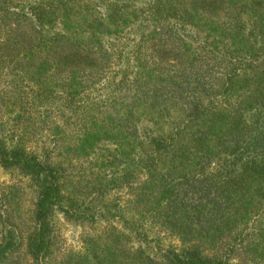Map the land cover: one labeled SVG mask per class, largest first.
Masks as SVG:
<instances>
[{"label":"trees","instance_id":"16d2710c","mask_svg":"<svg viewBox=\"0 0 264 264\" xmlns=\"http://www.w3.org/2000/svg\"><path fill=\"white\" fill-rule=\"evenodd\" d=\"M0 81V264H264V0H0Z\"/></svg>","mask_w":264,"mask_h":264},{"label":"rangeland","instance_id":"374dc122","mask_svg":"<svg viewBox=\"0 0 264 264\" xmlns=\"http://www.w3.org/2000/svg\"><path fill=\"white\" fill-rule=\"evenodd\" d=\"M0 83H3L0 81ZM8 115V114H7ZM6 114L3 119H7ZM11 174L4 172L0 169V181L9 182L11 179ZM83 227L77 223L66 221L60 218V240L61 244L66 249L79 250L81 248L80 235L83 231ZM162 245L176 244L173 238L167 237L165 234H161Z\"/></svg>","mask_w":264,"mask_h":264}]
</instances>
